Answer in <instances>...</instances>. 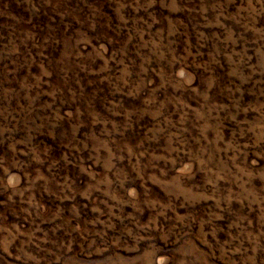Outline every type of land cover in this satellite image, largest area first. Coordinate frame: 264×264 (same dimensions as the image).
Wrapping results in <instances>:
<instances>
[{
  "label": "rangeland",
  "instance_id": "374dc122",
  "mask_svg": "<svg viewBox=\"0 0 264 264\" xmlns=\"http://www.w3.org/2000/svg\"><path fill=\"white\" fill-rule=\"evenodd\" d=\"M0 264H264V0H0Z\"/></svg>",
  "mask_w": 264,
  "mask_h": 264
}]
</instances>
